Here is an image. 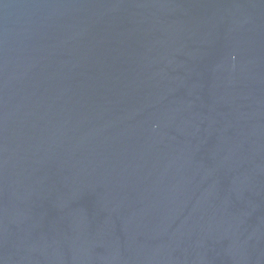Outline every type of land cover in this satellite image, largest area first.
Segmentation results:
<instances>
[{"label": "water", "instance_id": "water-1", "mask_svg": "<svg viewBox=\"0 0 264 264\" xmlns=\"http://www.w3.org/2000/svg\"><path fill=\"white\" fill-rule=\"evenodd\" d=\"M0 264H264V0H0Z\"/></svg>", "mask_w": 264, "mask_h": 264}]
</instances>
